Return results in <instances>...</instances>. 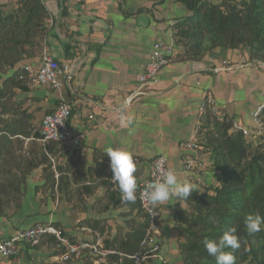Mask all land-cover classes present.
Returning a JSON list of instances; mask_svg holds the SVG:
<instances>
[{
	"label": "crops",
	"instance_id": "crops-1",
	"mask_svg": "<svg viewBox=\"0 0 264 264\" xmlns=\"http://www.w3.org/2000/svg\"><path fill=\"white\" fill-rule=\"evenodd\" d=\"M15 1L0 0V9L10 11ZM42 2L48 12L42 53L19 64L37 66L45 53L60 64L70 63V71L60 78L59 89L28 82L26 90H16L12 101L14 109L19 111L9 112L3 118L12 123L20 118L23 127L33 132L40 129L43 116L61 99L69 102L72 112L68 126L77 141L62 144L68 152L66 159L73 157L75 176L85 171L89 174L82 184L90 186L91 192L84 194L85 210L71 213L64 205L56 209L54 200L40 187L44 183L42 165L33 168L23 184L21 207L0 214V239L37 223L51 222H58L68 234L80 235L73 225L85 218L107 219L109 234L122 235L120 231L127 230L125 221L138 213L136 203L122 200L116 208L105 212H99L96 204V198L105 194L103 181L112 176L105 150L114 145L133 153L138 183L148 176L152 159L159 155L166 157L168 169L179 180H188L201 189L211 183L213 174L209 167L199 173L184 170L186 150L181 143L192 138L198 106L208 92L221 110L253 129L252 112L264 92V67L251 59L245 49L217 48L200 60L178 59L174 51V56L159 71L157 81L140 85L139 75L144 71L153 44L161 41L174 46L172 26L176 18L188 13L183 5L175 0ZM130 95L133 97L126 106L124 99ZM9 138L23 140L24 156L32 157L36 153L33 149L26 151L28 142L36 140L34 136ZM53 152L54 158L63 159L62 150L54 148ZM203 156L207 162L208 154ZM112 188L118 189L117 184ZM42 194L44 200L40 198ZM176 203L187 207L183 199L176 198L170 205H159L161 258L154 264L161 261L181 264L174 225ZM50 253L48 246L23 248L18 257L2 259V263L55 264Z\"/></svg>",
	"mask_w": 264,
	"mask_h": 264
},
{
	"label": "trees",
	"instance_id": "trees-1",
	"mask_svg": "<svg viewBox=\"0 0 264 264\" xmlns=\"http://www.w3.org/2000/svg\"><path fill=\"white\" fill-rule=\"evenodd\" d=\"M150 1L163 3L166 0ZM175 2L188 11L186 15L176 18L172 26L175 47L180 48L176 50L178 59L200 60L208 52L224 48L245 49L251 59L264 61V0ZM47 17L42 0H18L16 7L9 12L0 11V214L7 209L15 211L21 207L26 177L39 165H42L44 177V183L40 186L42 191H53L57 186V190L69 198L74 189L86 196L91 192L90 186L82 184L89 174L85 171L75 176L71 164L73 157L57 164L60 175L56 183L50 155L54 154V148H62L65 144L54 141L42 144L38 141L40 129L32 132L23 127L20 118L17 123L3 118L9 112L19 111L14 109L12 99L16 90H26L29 82L22 70L24 64L19 63L41 55L42 39L47 33ZM259 119L262 132L248 137L241 131L232 130L230 120L220 121L216 114L207 113L198 142L202 153L208 154L206 168L209 167L212 172L213 180L204 186L202 192L194 191L191 197L184 200L187 207L175 204L174 225L179 238L181 264H215V257L209 256L203 241L219 239L224 231L233 227L240 240V248L234 252L235 264H264V227L257 233L249 234L244 226V217L248 213L264 217V108ZM15 135L36 138L26 145V151L33 149L36 152L32 157L22 153V139L9 138ZM38 149L40 153H37ZM81 178L83 181L79 182ZM111 184L114 185L109 178L103 181L105 194L96 203L99 212L116 208L122 201L119 189L112 188ZM135 203L138 206L137 200ZM138 213L141 220L129 219L126 233L106 237L104 246L124 254L135 253L147 226L140 209ZM51 224L59 228L63 236H67L58 222ZM78 224L91 227L99 234H104L107 228L102 221L91 218L82 219ZM69 239L76 240L73 237ZM44 244L54 248L55 253L63 250L52 234L43 235L38 244L27 248H38ZM73 260L78 264L92 262L88 256ZM101 264H132V261L117 253ZM160 264L175 263L161 261Z\"/></svg>",
	"mask_w": 264,
	"mask_h": 264
},
{
	"label": "built area",
	"instance_id": "built-area-1",
	"mask_svg": "<svg viewBox=\"0 0 264 264\" xmlns=\"http://www.w3.org/2000/svg\"><path fill=\"white\" fill-rule=\"evenodd\" d=\"M174 46L161 41L153 44L149 58L146 62L144 71L139 75L140 85L148 82L155 83L158 79L159 71L171 60L174 56ZM259 65L264 67V61H258ZM24 74L29 79V82L50 85L53 88L59 89L62 86L60 78L66 77L70 71V63L60 64L57 60L51 58L47 54H42L37 66L24 64L22 66ZM133 95L124 99V105L131 102ZM264 108V92L262 93L261 102L252 112L254 120V128L250 129L240 124L234 117L221 110L213 95L208 92L204 95L197 110V123L194 127L192 138L183 141L181 146L186 150L183 161L185 171L199 173L206 169L207 162L204 159L200 144L198 142V134L201 131L205 117L208 112L216 114L218 120H230L234 131H241L245 136H256L262 132V125L259 115ZM72 106L69 102L61 99L55 108L46 113L41 121L40 137L38 141L42 144L48 141L59 143H76L72 137L71 130L68 126V120L71 116ZM72 143V144H73ZM169 171L167 159L163 155L156 156L150 163L148 176L138 183L137 201L141 212L146 219V230L139 243V249L133 254H124L117 252L113 248L105 247L100 238L80 236L75 241H71L68 237L63 236L59 228L51 223H37L29 228L19 229L10 237L0 239V264L2 259L16 258L20 255L21 250L27 247H33L40 241L45 234L54 235L61 243L63 250L59 252L55 258V264H66L73 259H81L90 257L91 264H101L105 262L111 255L118 253L122 258L127 257L132 261V264H154L156 259H160L161 249V225L159 222V206L153 207L148 203L145 191L148 185H153L157 180ZM110 181L116 184L112 176ZM197 182H201L198 178ZM89 230L82 227L81 231Z\"/></svg>",
	"mask_w": 264,
	"mask_h": 264
},
{
	"label": "clouds",
	"instance_id": "clouds-1",
	"mask_svg": "<svg viewBox=\"0 0 264 264\" xmlns=\"http://www.w3.org/2000/svg\"><path fill=\"white\" fill-rule=\"evenodd\" d=\"M105 155L109 158L112 179L118 186L121 199L126 203H135L138 178L135 175L137 164L133 153L126 147L114 145L106 148ZM197 190L202 192L204 189L188 180H179L176 173L169 170L162 179L155 182L154 186H147L145 196L148 203L156 207L166 203L170 205L173 198L177 201L187 200ZM244 226L249 234L257 233L264 227V217L260 214L248 213L244 217ZM203 243L209 256L215 257V264H235L234 252L240 248L236 228L224 231L219 239H205Z\"/></svg>",
	"mask_w": 264,
	"mask_h": 264
},
{
	"label": "rangeland",
	"instance_id": "rangeland-1",
	"mask_svg": "<svg viewBox=\"0 0 264 264\" xmlns=\"http://www.w3.org/2000/svg\"><path fill=\"white\" fill-rule=\"evenodd\" d=\"M17 1L18 0H16L15 1V4L13 5V7L11 8V9H13L14 7H16V5H17ZM10 9V10H11ZM0 11L1 12H3V10L2 9H0ZM9 12V11H8ZM7 13V12H6ZM174 47H175V44H174ZM180 48L179 47H175V52H176V50L178 51ZM57 146H60V145H57ZM57 148V150L58 149H60V150H62V154H63V159H61V160H59L58 158H54L52 155H50V159H51V168H52V170H53V172H54V178H55V181H56V183L58 182V179H59V175H60V173H59V171L57 170V164L59 163V164H62V162H65V161H67L68 159H66V156L65 155H67L68 154V152L67 151H65V149H64V147H62V148H58V147H56ZM69 157V156H68ZM72 164V163H71ZM52 189H50V190H46L48 193H47V195L46 196H49L52 200H54V206H55V208L56 209H58L59 207H60V205H64L65 207H66V209L68 210V211H70L71 213L72 212H77V211H80L83 207H84V209L83 210H85V208L87 207V204H86V202H87V199L85 198V195L84 194H80V192L79 191H77L76 189H74L73 190V195H71V194H69V196L71 195V198H69L68 196H65V194L61 191H58L57 190V186H55V188H54V190L53 191H51ZM46 191H44V193L46 192ZM45 196V197H46ZM102 197V196H101ZM101 197H97L96 199L98 200L99 198H101ZM40 198H41V200H44V195L42 194L41 196H40ZM60 201V202H59ZM56 209H54V210H56ZM139 209V208H138ZM141 211V210H140ZM141 215H140V213H137L136 215H133L132 217H130L129 219H131V220H141ZM129 219L128 220H126L125 221V226L127 227V229H128V221H129ZM100 221H102V224H105V225H107L106 224V222H107V219H101ZM79 222V221H78ZM78 222L77 223H75L74 225H73V229H75V228H77L78 229V231L80 232V235H73V234H68V233H66L67 234V236H68V238L69 237H73L74 239H76V238H78V237H80V236H86V237H93V238H100L101 239V241L102 242H104V239L107 237V238H112L114 235H117V233H114V234H109V233H111V229H109V226L106 228V230H105V232H104V234H99V232H97L96 230H94L93 228H91V227H88V226H85V225H79L78 224ZM82 227H88L89 228V230H87V231H81V228ZM124 228V227H123ZM97 232V233H95V232ZM126 229H124V230H122V231H120V232H122V235H124L125 233H126ZM66 236V237H67ZM43 246H48L49 247V249L51 250V256H56L58 253L56 252L55 253V251H54V248H50V245H48V244H44ZM74 261H76V260H73L72 262H70V263H68V264H75L74 263ZM76 264H78V263H76Z\"/></svg>",
	"mask_w": 264,
	"mask_h": 264
}]
</instances>
